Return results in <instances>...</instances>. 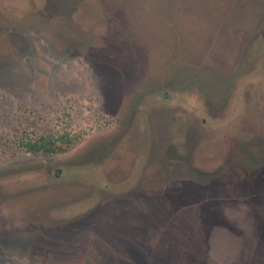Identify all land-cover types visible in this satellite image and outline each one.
I'll return each instance as SVG.
<instances>
[{
  "label": "rangeland",
  "instance_id": "rangeland-1",
  "mask_svg": "<svg viewBox=\"0 0 264 264\" xmlns=\"http://www.w3.org/2000/svg\"><path fill=\"white\" fill-rule=\"evenodd\" d=\"M0 264H264V0H0Z\"/></svg>",
  "mask_w": 264,
  "mask_h": 264
},
{
  "label": "trees",
  "instance_id": "trees-1",
  "mask_svg": "<svg viewBox=\"0 0 264 264\" xmlns=\"http://www.w3.org/2000/svg\"><path fill=\"white\" fill-rule=\"evenodd\" d=\"M67 136L53 138L51 136H39L37 138H21L18 146L20 149L33 155H56L64 153L71 144Z\"/></svg>",
  "mask_w": 264,
  "mask_h": 264
},
{
  "label": "water",
  "instance_id": "water-1",
  "mask_svg": "<svg viewBox=\"0 0 264 264\" xmlns=\"http://www.w3.org/2000/svg\"><path fill=\"white\" fill-rule=\"evenodd\" d=\"M172 119H174V118L172 117ZM169 123L172 124V125H171V128H173V127L176 128L178 122L176 121V119H174V120L171 121V122L169 121ZM166 128H167V126H166ZM168 128H169V127H168ZM192 128H193V127H192ZM192 128H191V130L187 129V132H185V133H186V136L191 137V136H193V135H196L198 132L202 135V133H203L202 130L199 131V130H196V128H193V129H192ZM204 134H205V133H204ZM202 136H203V135H202ZM200 137H201V136H200ZM144 142H145V141H144ZM144 144H145V143H144ZM178 163H181V162H178ZM172 166H174V165H172ZM175 166H177V165H175ZM172 168H174V167H170V169H172ZM116 181H118V179H117ZM140 181H141V180H140ZM140 181L138 182V185H140ZM59 184H60V183H59ZM123 184H124V185H131L132 182H130V181H129L128 183H124V182H122L121 185H123ZM78 202H79V201H78ZM78 202H76V203H78ZM67 205H69V204H67ZM65 206H66V205H65ZM63 207H64V206H63ZM63 207H62V208H63ZM57 212H59V211H55V213H57ZM55 213H54V215H53L54 217L56 216ZM59 217H60V216H59ZM55 218H56V217H55ZM57 219H58V218H57ZM56 221H57V220H56Z\"/></svg>",
  "mask_w": 264,
  "mask_h": 264
}]
</instances>
